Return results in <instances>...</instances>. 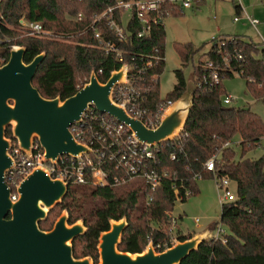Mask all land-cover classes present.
I'll list each match as a JSON object with an SVG mask.
<instances>
[{
  "label": "trees",
  "instance_id": "obj_1",
  "mask_svg": "<svg viewBox=\"0 0 264 264\" xmlns=\"http://www.w3.org/2000/svg\"><path fill=\"white\" fill-rule=\"evenodd\" d=\"M112 3L113 0H0V63L7 61L13 44L25 47V63L44 51L32 84L46 98L64 99L73 95L77 84L87 80L93 70L100 69L99 79L105 82L120 62L113 54L106 55L93 41L91 32L84 29L94 13H100ZM79 13L84 17L82 21L76 19ZM182 13L175 7L171 16ZM20 18L40 22L51 35L28 34L20 38ZM125 25L128 35L125 43L119 45L125 58L142 52L152 53L154 48L162 57L147 70L148 93L142 106L153 110L161 102L175 101L186 87L181 68L175 70L176 82L171 91L165 97H161L159 91L160 73L165 64L164 24L158 23L142 37L136 36L141 26L135 18H129ZM102 27L105 38L114 39L112 32ZM62 33L71 37L58 39L56 36ZM211 39L209 50L203 54L205 58L193 64V99L185 125L176 139L158 145V162L154 169L158 173L167 172L169 177H164L154 191L141 180L133 181H138L139 185L129 187L128 184L122 190L70 183L63 200L49 209L46 219L38 223L42 230L50 229L64 209L68 212V223L82 220L86 231L71 242L74 258L89 256L97 264L98 236L110 228L111 220L122 217L126 218L127 226L118 244L120 251L141 252L148 244V237L154 246L161 245L158 251L164 250L165 243L171 245V218L167 211L174 209L177 195L185 200V189L196 192L197 174L202 179L213 178L216 173L234 183L235 199L220 203L219 221L229 229V234L224 235L225 241L211 237L201 242L180 264H264V153L256 159L245 155L256 148L264 136V121L249 107L222 102L226 95L222 80L234 74L245 79L246 88L255 99L264 97V47L237 36L220 35ZM174 49L184 66L192 62L201 47L176 41ZM206 62H211L210 69L220 76V82L210 88L198 85L204 75L209 77ZM155 74L157 77L153 78ZM5 136L14 140L11 128L7 127ZM235 138L239 139L238 143ZM235 146L239 148V156ZM171 155L175 158L171 159ZM212 156H215L214 173L204 168V163ZM174 182L177 192L172 187ZM187 237L189 233L175 235L178 240Z\"/></svg>",
  "mask_w": 264,
  "mask_h": 264
},
{
  "label": "water",
  "instance_id": "obj_2",
  "mask_svg": "<svg viewBox=\"0 0 264 264\" xmlns=\"http://www.w3.org/2000/svg\"><path fill=\"white\" fill-rule=\"evenodd\" d=\"M24 53V46L12 47L6 63L0 65V264H94L89 256L74 258L72 254V240L86 231L82 220L68 223L64 209L50 229L38 226L49 209L63 200L68 187L64 181L45 174L41 167L35 168L19 182L15 189L17 198L11 199L10 188L4 181V173L12 165L11 140L5 136L7 127L27 153L35 137L44 150L45 160L57 159L62 154L77 156L89 149L73 139L69 126L93 106L129 125L139 141L160 144L174 139L183 129L193 88L168 106L156 128H149L112 100L111 88L117 81H124L126 65L111 71L105 82L91 71L87 82L67 98H46L32 84L45 52L29 63L23 61ZM109 225L98 236L97 264H180L210 237V230L205 229L192 232L185 239H175L162 251H156L153 242L148 241L141 252L129 253L118 249L126 218L111 220Z\"/></svg>",
  "mask_w": 264,
  "mask_h": 264
},
{
  "label": "built area",
  "instance_id": "obj_3",
  "mask_svg": "<svg viewBox=\"0 0 264 264\" xmlns=\"http://www.w3.org/2000/svg\"><path fill=\"white\" fill-rule=\"evenodd\" d=\"M192 3L193 0H113V3L108 5L105 10L94 13L84 29V31L91 32L93 41L97 42L106 55L113 54L115 59L120 62V66L113 70H118L121 66L126 65L124 81H117L111 88L113 102L149 128H156L159 125L163 112L173 101L161 102L153 110L142 106L148 93V87L145 84L147 70L162 57L157 55L158 50L154 48L152 53L142 52L125 58V54L119 47L125 43L128 35L125 24L129 18H135L141 26V29L136 31V36L142 37L144 34H148L158 23H162L165 17L171 16L175 7H179L180 12H182L184 9H190ZM246 18L252 26L258 25V21L255 19L247 15ZM76 19L82 21L84 17L79 13ZM234 20L237 18L235 17ZM19 24L29 35L37 37L42 36V34L51 35L40 22L20 18ZM102 26L107 27L112 32L114 39L105 38ZM56 37L67 40L71 35L62 33ZM205 67L210 69L211 62H206ZM95 73L98 76L101 70L99 69ZM152 77L156 78L157 75H152ZM87 80L78 83L76 90L83 86ZM219 82L218 73L214 69H210L209 77L204 75L202 82L198 85L202 84L210 88ZM231 101L230 95L222 100L224 104ZM69 127L73 139L77 143L84 144L89 149L88 152H82L77 156L62 154L57 159L45 160L44 150L35 137L31 141L29 153L18 145L15 139L10 142L9 156L12 165L4 173V181L10 190L14 188L13 192L10 193L12 200L17 198L15 189L19 182L38 167L43 168L45 174L60 179L67 185L70 183L77 185L89 183L93 186L122 187L135 180H141L145 186L154 191L161 185V180L164 177H169L167 172L158 173L154 169L158 162L156 153L159 151V144L139 141L130 126L118 121L115 117L89 106L81 118ZM170 157L171 159L175 158L173 155ZM214 162L215 156H212L204 163L205 170L214 173ZM111 172H114L112 177L109 175ZM214 177L217 188L223 192V201L234 200L235 194L229 189L230 180L226 177H219L216 173H214ZM196 178H201V175L197 174ZM172 187L177 192L175 182ZM191 194V190L185 189V198ZM177 200H181L178 195ZM167 214L171 218L169 241L173 244L174 239H176L175 235H172L175 221L170 212ZM220 233H222V229L218 227L212 238H220L225 241L222 236H219ZM147 241H150L149 237ZM167 246L165 243L163 247L166 248ZM154 249L160 250L161 245L154 246Z\"/></svg>",
  "mask_w": 264,
  "mask_h": 264
},
{
  "label": "rangeland",
  "instance_id": "obj_4",
  "mask_svg": "<svg viewBox=\"0 0 264 264\" xmlns=\"http://www.w3.org/2000/svg\"><path fill=\"white\" fill-rule=\"evenodd\" d=\"M192 4L190 9L183 10L182 16L169 17L164 22L166 27L163 54L165 64L160 73L159 80L161 97H165L175 84V70L177 68L182 69L186 81L185 92L188 93L191 91L190 89L193 88V82L195 81L192 73L193 64H196L199 58H205L203 54L209 50L212 44L211 38L213 37L220 35L237 36L240 39L243 38L245 41L256 44L258 47L264 46V0H205V3L202 5H195V2ZM234 5L243 6L244 10L243 12L241 11L240 15L235 13ZM241 14L243 17L247 15L255 19L258 21V25L255 27L252 26L248 20L245 21L242 19ZM234 17L237 19L240 18V21L233 22L232 19ZM20 31V38L28 35L24 28H21ZM176 41L182 43L189 42L195 47H201L194 55L192 62L184 66L182 65V61L174 49V43ZM18 46L20 45L13 44L12 47ZM245 82V79L241 78L238 74L223 79L222 86L226 93L224 97L230 95L232 97L231 105L249 107L264 121V97L255 99L248 88H246ZM238 140H235V143H238ZM235 149L239 156V148L235 146ZM263 153L264 136H262L258 146L248 151L245 155L256 159L262 156ZM196 183V192L189 195L185 200H176L173 205L174 209L167 211L171 213L175 221V228L172 235H176V233H189L190 236L192 232L198 233V231L209 229V238H211L216 234L218 227L222 229V233L219 234L220 237L228 235L229 229L219 221L221 211L220 203L223 201V192L217 188L215 177L198 179ZM139 184L136 181L130 183L129 187ZM119 188L122 190L125 187L122 186ZM229 189L232 192L235 190L234 183L231 181ZM61 213L63 211L59 215Z\"/></svg>",
  "mask_w": 264,
  "mask_h": 264
},
{
  "label": "crops",
  "instance_id": "obj_5",
  "mask_svg": "<svg viewBox=\"0 0 264 264\" xmlns=\"http://www.w3.org/2000/svg\"><path fill=\"white\" fill-rule=\"evenodd\" d=\"M217 1V0H216ZM218 1H224V0H218ZM229 1H233V0H229ZM195 2V5H197V4H204L205 3V0H201L200 2H196V1H193V3ZM234 4V3H233ZM240 4V3H239ZM193 5V4H192ZM236 5H234V9H235V13H237V14H239L240 15V13H241V11L243 12V6L241 5V6H239L238 7V9H236V7H235ZM192 7V6H191ZM245 13V12H244ZM179 16H182V14H180V15H178L177 17H179ZM169 17H173V16H168V17H165L164 18V20L162 21V24H164V22H165V20L167 19V18H169ZM241 17H242V19H244L245 21L247 20V18L246 17H243L242 16V14H241ZM215 18V17H214ZM235 18V17H234ZM234 18L232 19V21L233 22H239L240 21V18H238L237 20H234ZM248 22V21H247ZM164 27H165V24H164ZM166 28V27H165ZM219 28V27H218Z\"/></svg>",
  "mask_w": 264,
  "mask_h": 264
},
{
  "label": "flooded vegetation",
  "instance_id": "obj_6",
  "mask_svg": "<svg viewBox=\"0 0 264 264\" xmlns=\"http://www.w3.org/2000/svg\"><path fill=\"white\" fill-rule=\"evenodd\" d=\"M5 63H6V62H5ZM2 64H4V63H2ZM2 64L0 63V65H2ZM9 139H10V138H9ZM10 140H11V139H10ZM11 141H12V140H11ZM10 193H12V189L10 190ZM8 217H9V216H8ZM8 217H7V218H8Z\"/></svg>",
  "mask_w": 264,
  "mask_h": 264
}]
</instances>
